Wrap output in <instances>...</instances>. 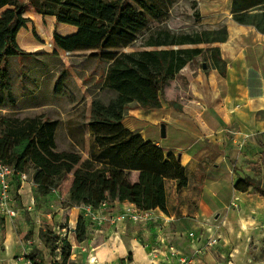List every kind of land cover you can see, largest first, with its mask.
<instances>
[{
    "label": "trees",
    "instance_id": "obj_1",
    "mask_svg": "<svg viewBox=\"0 0 264 264\" xmlns=\"http://www.w3.org/2000/svg\"><path fill=\"white\" fill-rule=\"evenodd\" d=\"M33 13L55 18V25L74 26L77 33L62 38L56 31L51 41L56 49L67 53L86 52V59L104 63L106 71L102 88L115 93L107 103L93 99L87 127L92 139L87 159L74 150H58V121L44 115L19 118L0 111V162L9 166L17 178L31 172V182L41 196L57 190L71 174L68 201L73 206L98 208L101 203H128L142 211L154 210L160 204L162 181H175L176 189L187 186L184 169L178 157L125 129L122 121L130 106L159 109L164 90L175 76L204 48L182 46L224 42L223 36L211 40V30L175 34L166 28H150L147 16L152 7L145 0H28ZM135 5V6H134ZM0 110L15 104L10 87L8 60L28 57L16 41L18 32L29 22L23 17L20 0H0ZM232 20L253 27L264 34V0H231ZM138 39L149 51L125 52ZM176 47V48H174ZM210 52L211 68L224 77L226 63L219 50ZM65 74L60 76V80ZM62 85V84H61ZM59 84L55 95H61ZM261 161L251 165L262 173V181L245 176L238 178L233 189L239 193L254 191L264 198V145ZM131 172L138 173L131 183ZM86 220L78 219L74 241L86 239ZM64 259L70 257L71 245L64 241ZM27 258L34 261L35 256ZM131 260V256H128Z\"/></svg>",
    "mask_w": 264,
    "mask_h": 264
},
{
    "label": "crops",
    "instance_id": "obj_2",
    "mask_svg": "<svg viewBox=\"0 0 264 264\" xmlns=\"http://www.w3.org/2000/svg\"><path fill=\"white\" fill-rule=\"evenodd\" d=\"M196 1L202 18H205L204 24L225 23L226 41L213 46L219 50L221 59L226 63L224 77L219 76L214 69L208 75L200 73L189 84L194 99L183 108L177 109L172 103L166 104L161 100V108L150 112L131 109L122 121L125 129L151 141L166 154L179 157L187 186L177 190L175 181H162L160 204L152 210L162 217L157 225L140 226L130 222L97 225L89 222L92 228L90 240L87 246L83 244L78 247L85 252L83 257L78 255L82 264H151V253L158 250L160 254L165 244L190 256L193 254L192 248L201 247L200 238L193 231L198 224L195 219L210 216L221 218V226L213 233L218 239L217 244L210 247L215 259L220 260L231 247L229 264H239L242 249L246 245L243 239L249 237L252 226L264 219V198L233 189L238 178H253L251 165L261 161L260 143L264 145V34L253 27L235 23L230 13L223 15L217 0ZM213 3L214 9L209 8ZM224 10L226 12L227 9ZM33 15L39 16L29 11L24 18L31 22ZM49 18L54 26L55 18ZM57 26L60 28L57 27L56 33L62 38L77 33L74 26ZM149 50L153 49L140 51ZM113 97L115 93L110 99ZM91 102L88 99L89 106ZM171 119L174 124H170ZM187 119L193 123L194 130L183 127ZM146 124L151 132L148 128L141 130ZM161 124L165 126L164 138L158 131ZM84 139L87 147L78 153L87 159L92 143L90 131ZM67 141L75 150L79 149L69 135ZM71 177L69 174L65 180L67 192ZM130 180L136 183L138 173L131 172ZM108 205L114 211L134 208L128 203L114 202ZM231 205H237V209L234 210ZM260 206L263 208L260 209ZM71 210L72 214L81 211L79 207ZM188 233L194 234L197 244H191ZM235 249L237 254L233 258ZM199 262L197 264H203Z\"/></svg>",
    "mask_w": 264,
    "mask_h": 264
},
{
    "label": "rangeland",
    "instance_id": "obj_3",
    "mask_svg": "<svg viewBox=\"0 0 264 264\" xmlns=\"http://www.w3.org/2000/svg\"><path fill=\"white\" fill-rule=\"evenodd\" d=\"M145 1L152 7V15L147 16L150 28H166L175 34L211 30L213 32L208 35L211 40L222 37V28L226 29L224 22L210 26L204 24L205 18H202L199 3L196 0ZM217 1L219 11H222L223 15L228 13L231 15L229 10L231 0ZM20 2L26 10L23 14L25 17L26 13L32 10L28 0H20ZM213 5L215 3L210 4L209 8H213ZM57 27V25L52 26L49 17L33 15L32 21L20 31L17 44L22 51L32 55L8 60L10 87L15 104L6 105L0 111L3 114L14 113L19 118L44 115L52 121H58L56 132L58 150L85 151L87 145L84 137L89 131L87 122L90 117L88 99L108 102L113 93L102 88L106 71L104 63L86 59V52L73 54L56 49L51 41V35L57 31ZM141 43L142 40L138 39L124 51L146 49L141 46ZM219 43L223 42L192 46L204 48L205 52L190 62L169 83L162 96L164 103H172L174 107L181 109L194 99L189 91L190 81L200 73L208 75L211 72L209 50ZM186 47L191 46L180 48ZM63 74L65 75L60 80ZM56 84H59L62 89L61 95L54 93ZM131 109L140 108L130 106L128 110ZM147 112L150 111L147 110ZM190 121V119L185 120L183 127L194 130L193 123ZM172 123L174 124V121L171 119L170 124ZM147 124L141 130L148 128L147 130L151 132ZM158 131L160 132V128ZM68 135L79 148L78 150H75L74 146L67 141ZM81 157L84 158L83 155ZM251 171L253 178L261 182L262 173H254L252 169ZM25 176L26 179H21L12 175L6 198L3 199L0 195V264H22L24 261L30 264H82V259H78V255L83 257L85 252L78 247L83 244L87 246L92 228L85 219L86 239L81 243L74 241L77 221L81 216L84 218V213L82 205L72 206L68 201V192L65 187L67 176L61 186L47 196L39 195L36 186L31 182V172ZM249 192L255 193L252 190ZM74 207H79L81 211H74L75 213L72 214L71 209ZM232 207L234 210L237 209V205ZM261 208L263 207L260 206ZM220 219L219 216L195 219L198 224L193 231L200 238L201 247L192 248V253H196V260L203 264L230 263L231 247H228L224 257L216 260L212 248L206 246L210 236H213L221 226ZM250 230L249 237L243 239L246 245L242 249L238 262L239 264H264V219L252 226ZM188 240L192 245L198 243L196 238ZM64 241L71 245L68 259H64L66 250L62 254ZM30 254L35 256L34 261L27 258ZM236 254L237 249L232 252L233 258Z\"/></svg>",
    "mask_w": 264,
    "mask_h": 264
},
{
    "label": "built area",
    "instance_id": "obj_4",
    "mask_svg": "<svg viewBox=\"0 0 264 264\" xmlns=\"http://www.w3.org/2000/svg\"><path fill=\"white\" fill-rule=\"evenodd\" d=\"M13 175V171L9 166H6L0 162V195L3 199L6 198L8 187L10 183V177ZM21 179H26L25 174L20 175ZM84 218L88 222L101 225L108 223L111 225L125 224L130 222L135 225L148 226L157 225L162 217H159L154 211H142L134 208H126L119 211L112 210L106 202L100 204L98 208H92L89 206L82 207ZM188 238L194 239L193 233H188ZM217 237L211 236L206 243V246L213 247L217 244ZM160 254L158 250H154L150 255L151 264H197L196 253L190 256L179 253L173 246L165 244ZM198 252V251H197ZM160 256V259L158 258ZM22 264H30L28 261H24Z\"/></svg>",
    "mask_w": 264,
    "mask_h": 264
},
{
    "label": "water",
    "instance_id": "obj_5",
    "mask_svg": "<svg viewBox=\"0 0 264 264\" xmlns=\"http://www.w3.org/2000/svg\"><path fill=\"white\" fill-rule=\"evenodd\" d=\"M160 135H161L162 138L165 137V126H164V124L160 125Z\"/></svg>",
    "mask_w": 264,
    "mask_h": 264
}]
</instances>
